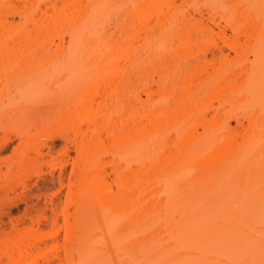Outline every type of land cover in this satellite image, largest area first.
I'll return each mask as SVG.
<instances>
[{
    "label": "bare ground",
    "instance_id": "6f19581e",
    "mask_svg": "<svg viewBox=\"0 0 264 264\" xmlns=\"http://www.w3.org/2000/svg\"><path fill=\"white\" fill-rule=\"evenodd\" d=\"M230 7L222 16L232 31L247 35L248 28L264 26V0H231ZM96 8L85 12L80 27L75 24L74 38L94 32ZM144 9L138 12L145 24L144 14L149 11ZM171 13L166 19L167 33L180 28L183 32L176 34L179 45L189 43L197 26L198 30L205 27L188 13ZM207 29L212 32V27ZM219 31L224 34L220 27ZM149 36L142 44L148 52L153 44ZM139 47L126 55L111 42L85 43L65 75L51 77L45 90L17 84L5 88L4 96L13 108L4 113L9 123H17L2 127L5 143L13 135L25 137L29 129L24 131L25 127L40 122L36 131L45 128L47 137L63 139L74 146L76 154L70 156L66 148V160L53 164L43 181H38L39 170L28 171L43 155L37 146L22 143L17 160L0 162V176L20 167L25 177L36 176L35 189L20 201L27 204L33 197L44 196V206L37 214L25 211L28 221L15 218L0 230L4 245L0 264H38L35 257L47 244L52 248L44 257L45 264H264V167L262 162L254 166L264 158L260 59L255 63L258 67L252 64L251 69L248 65L231 73L233 80L245 79L239 90L243 96L234 103L251 102L241 111L249 108L246 116L241 114L248 123L240 137L229 122L216 120L224 106L215 110L218 115L207 120L209 124L204 115H194L198 106H182L177 100L173 106L167 101L155 106L149 64L141 61ZM196 62L197 68L203 63ZM79 65L85 69L80 75L71 71ZM176 69L169 70L174 77L168 79L183 76L189 80L194 75V70ZM97 81H102L101 89H95ZM23 102L31 103L36 112L33 119L28 120L32 115L26 113L25 120L17 122ZM79 102L83 106H76ZM39 116L47 118L40 121ZM57 120L64 121V127L50 128ZM198 125L203 128L200 132ZM18 184L26 187L21 180ZM5 186L0 182L1 195L14 189L10 182ZM45 220L47 229L34 232Z\"/></svg>",
    "mask_w": 264,
    "mask_h": 264
},
{
    "label": "rangeland",
    "instance_id": "374dc122",
    "mask_svg": "<svg viewBox=\"0 0 264 264\" xmlns=\"http://www.w3.org/2000/svg\"><path fill=\"white\" fill-rule=\"evenodd\" d=\"M145 1L0 0V162L3 160H17L19 157L18 152L20 151L19 147L22 143L26 144V147L33 148L37 146L41 149L43 155L31 164L28 171L39 170L38 181H43V177L47 176V171L53 164L57 165L62 160H66V148L67 154L70 156L73 157L76 154L74 146L65 143L63 139L47 137L45 128L36 131L35 128L40 122L25 127L24 131L29 128L27 134H31L30 137L26 133L25 137L20 136L19 138L13 135L11 140L5 143L6 136H3L2 127H7L9 124L17 125V123H9V115L4 113L6 110L13 108V106H10L12 105L10 99L4 96L7 86L17 84L26 88L33 85L39 91L45 90L50 84L51 77L60 78L65 75L70 63L73 62L72 57L81 53L82 44L111 42L116 44L126 55L127 53L131 55L134 49H138V44L142 47L143 42H146L144 37L148 35H150V40L153 43L151 46L152 50L150 49L148 52L145 50L146 48L142 47V49L139 47L141 49L138 51L139 55L142 52L140 55L141 61L149 64L147 70L152 83L151 96L154 105L157 106L167 101L169 102L167 103L168 106H171L174 104L172 101L177 100L176 102H180L182 106H198L199 111H197L198 108L197 110L195 109L196 113L194 112V115H204L206 122L207 120H210V122L212 119L215 120L216 114L218 115L219 113L220 115L216 116V120L220 122L224 119L229 122L241 137V132L244 133L243 131L247 127L245 123H248L246 119H242L241 114L243 115L246 111L248 113L249 108L244 110L243 113L241 111L246 106H251V102L246 99L242 102L234 103L235 100H239L243 96L239 90L243 89L245 79L244 76H240L233 80L232 75L234 74L233 72L239 70V67L241 69V67L249 65L251 69L252 64L256 67L257 59H260L258 66L264 73V28H262L264 26H254V29L248 28L250 34L247 35L232 31L222 16V14L227 13L231 9V0H219L220 2L217 0L215 1L216 3L213 0H147L148 2L144 5L143 2ZM96 6L97 27L94 28V32L74 38L75 24L80 27L81 23L79 24V22L83 20L81 18L84 17L85 12L91 11ZM146 6L147 9L145 8ZM143 9L146 12L149 11L144 14L146 17L144 18L145 24L141 21V15L138 12ZM173 11L175 13H188L195 17L197 25L205 26L202 30H198L200 27L197 26L198 29L196 30L199 32L193 29L191 40L188 44H185L186 46L179 45V42H177L176 34L180 32V28L179 31L175 30L172 34L167 33L169 23L167 24L166 19L169 18V13L172 12L171 15H173ZM206 26L212 27V32L208 29L207 32ZM219 27L223 29L224 34L219 31ZM145 42L144 45L146 44ZM56 45L60 47L56 48ZM7 48L12 49L7 50ZM221 51H223L224 57H222ZM203 59L206 62H203ZM198 60L203 62L198 64L200 67L205 64L202 66L204 69H201L202 67H199L200 69L197 68V62L195 63V61ZM192 62L195 63L196 67L192 68ZM189 64H191L192 68L190 69L194 70V72L189 69ZM178 66L181 69L189 70L194 75L190 76L189 80L183 79V76L181 78L177 76L180 79V84L178 79H168L169 77H174L172 74ZM169 70L174 72L171 71L170 74ZM71 71L80 75L85 72V69L79 65ZM226 74L227 78H225ZM184 82L185 86H183ZM169 87L172 89H169ZM101 88L102 81H97L95 89ZM176 88L177 91L174 90ZM261 88L264 90V80L262 79ZM14 105L17 106L16 104ZM20 106L21 111L20 115L17 116V122L25 120L26 113L32 115L28 120L34 118L33 115L36 112V108L31 103L23 102ZM76 106H83V102H79ZM219 106H224L225 109L222 108L223 110H221ZM217 108L221 112L217 110L218 113H215ZM31 110H33L32 114L30 113ZM259 111L260 117H264V108ZM247 113L243 116H246ZM189 114V117L192 116L191 113ZM253 114L257 113H252V116H254ZM237 117L238 120L242 119L239 120L241 122L237 121ZM44 118L47 117L39 116L40 121ZM189 120L191 119L189 118ZM64 123L62 120H57L49 127H64ZM207 123L205 124L208 125L209 123ZM172 125L171 123L168 126L171 127ZM197 128L199 132L203 129L199 125ZM170 129V133H174V129L173 131ZM240 137L238 136L237 139ZM29 154L30 156L34 155L32 151ZM261 162L264 167L263 156L260 157L258 162H255L254 166L257 167ZM65 167L68 173L71 168L70 160L66 162ZM2 169L4 170V167ZM23 173L24 168L20 167L13 172L0 176V182L7 183L4 188L8 187L9 182L14 187L12 191L7 189L2 195L0 193V218L3 220V223H0V230L3 228L7 229L10 226V221L15 218L21 217L28 221L29 215H24L25 211H28V214H37L44 206V196L33 197L27 204L19 200L24 194L35 189L36 176L27 178ZM20 180L26 184V187L18 184ZM54 191L55 189H51L49 192ZM64 193L65 188H62L60 192L61 199L64 197ZM11 200H16L17 203L13 204ZM47 226L48 223L45 220L41 224L40 229L33 231L46 230ZM47 239L50 240V238ZM47 245L35 257V261L38 264H45L44 257L51 252L52 245ZM3 246V242L0 241V249H3Z\"/></svg>",
    "mask_w": 264,
    "mask_h": 264
}]
</instances>
